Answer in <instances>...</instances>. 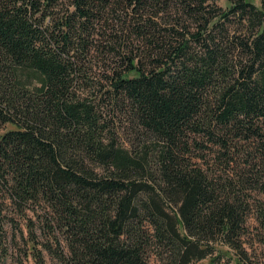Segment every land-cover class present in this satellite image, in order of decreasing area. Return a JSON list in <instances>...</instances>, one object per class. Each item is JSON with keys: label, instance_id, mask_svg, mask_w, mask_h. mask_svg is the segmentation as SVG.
Segmentation results:
<instances>
[{"label": "trees", "instance_id": "1", "mask_svg": "<svg viewBox=\"0 0 264 264\" xmlns=\"http://www.w3.org/2000/svg\"><path fill=\"white\" fill-rule=\"evenodd\" d=\"M211 1L0 0V229L8 203L64 264H248L264 0Z\"/></svg>", "mask_w": 264, "mask_h": 264}, {"label": "rangeland", "instance_id": "2", "mask_svg": "<svg viewBox=\"0 0 264 264\" xmlns=\"http://www.w3.org/2000/svg\"><path fill=\"white\" fill-rule=\"evenodd\" d=\"M255 3L259 5V0H255ZM210 4L221 10H226V7L229 6L227 0H215V3L211 1ZM233 21L235 20L233 19ZM228 27L231 32L241 28L237 23L230 24ZM95 69L98 70L97 67ZM98 74L97 71L96 75L99 80ZM81 90L85 92L83 89ZM10 128H13V126L6 125L0 129V133ZM244 158L246 157H238V155L232 156L231 162L226 170H234L233 168H236L238 163L245 164ZM207 160L209 162L208 164H217L219 166L218 159L214 160L212 156H209ZM262 180L264 186V177ZM255 196L264 202V192L255 193ZM35 210L27 209L24 213H18L12 204L7 203V207L3 212H6L9 217L3 225V228L0 229V263L16 264L18 261H23L24 264H35L34 259L36 253L40 251L45 258L46 264H64L60 259L53 257L51 252L45 249V244L50 243L54 246V242L48 233L44 232L37 217V214L42 213L41 209L37 208ZM245 226L246 231L241 237L243 248L246 252L244 260L248 264H264V228H262L253 212L248 214ZM215 248L216 251H219L223 255L220 264H238L237 258L228 247L223 244H218ZM154 258L155 255H151L150 260L154 262ZM229 259L230 262H228ZM196 264H210V259H203Z\"/></svg>", "mask_w": 264, "mask_h": 264}]
</instances>
